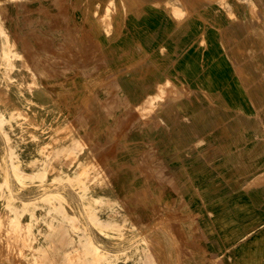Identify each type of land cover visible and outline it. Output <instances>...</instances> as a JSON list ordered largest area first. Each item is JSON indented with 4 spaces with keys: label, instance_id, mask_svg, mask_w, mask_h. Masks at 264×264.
Returning <instances> with one entry per match:
<instances>
[{
    "label": "crops",
    "instance_id": "1",
    "mask_svg": "<svg viewBox=\"0 0 264 264\" xmlns=\"http://www.w3.org/2000/svg\"><path fill=\"white\" fill-rule=\"evenodd\" d=\"M0 15V51L35 68L26 98L51 111L41 128L76 131L60 144L106 169L101 211L167 258L191 242L197 264H264V0H0Z\"/></svg>",
    "mask_w": 264,
    "mask_h": 264
},
{
    "label": "rangeland",
    "instance_id": "2",
    "mask_svg": "<svg viewBox=\"0 0 264 264\" xmlns=\"http://www.w3.org/2000/svg\"><path fill=\"white\" fill-rule=\"evenodd\" d=\"M3 23L0 15V36L7 38ZM7 45L0 51V264H197L191 242L176 243L167 258L149 232L116 225V209L100 210L106 169L80 156L87 145L60 144L76 131L54 138L41 128L51 111L26 98L39 88L35 68ZM156 227L165 228H146ZM93 229L108 241L94 240Z\"/></svg>",
    "mask_w": 264,
    "mask_h": 264
},
{
    "label": "bare ground",
    "instance_id": "3",
    "mask_svg": "<svg viewBox=\"0 0 264 264\" xmlns=\"http://www.w3.org/2000/svg\"><path fill=\"white\" fill-rule=\"evenodd\" d=\"M100 18V17H99ZM171 87V86H170ZM188 97V96H187ZM128 123V122H127ZM11 250V249H10ZM9 261V260H8Z\"/></svg>",
    "mask_w": 264,
    "mask_h": 264
}]
</instances>
